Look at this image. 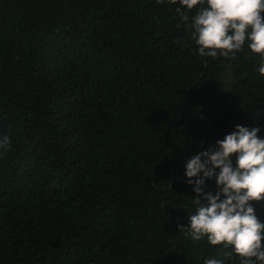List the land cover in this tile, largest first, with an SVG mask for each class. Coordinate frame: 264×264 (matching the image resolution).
<instances>
[{
    "label": "trees",
    "instance_id": "16d2710c",
    "mask_svg": "<svg viewBox=\"0 0 264 264\" xmlns=\"http://www.w3.org/2000/svg\"><path fill=\"white\" fill-rule=\"evenodd\" d=\"M177 7L0 0V264H240L178 231L185 163L237 125L264 139V59L199 56Z\"/></svg>",
    "mask_w": 264,
    "mask_h": 264
},
{
    "label": "clouds",
    "instance_id": "9594fccd",
    "mask_svg": "<svg viewBox=\"0 0 264 264\" xmlns=\"http://www.w3.org/2000/svg\"><path fill=\"white\" fill-rule=\"evenodd\" d=\"M164 0H157L163 3ZM185 22V31L198 46L201 57H235L247 43L248 50L264 59V0H167ZM200 5L189 18L188 11ZM264 76V64L258 68ZM259 127L237 125L216 146L193 155L185 163L187 183L195 205L187 229L178 226L193 241L204 238L211 246H223L240 258V264H264V222L255 215L253 201H264V139ZM11 140L0 137V150ZM235 155V162L232 157ZM215 179V195L206 191V181ZM204 264H224L209 258Z\"/></svg>",
    "mask_w": 264,
    "mask_h": 264
},
{
    "label": "rangeland",
    "instance_id": "374dc122",
    "mask_svg": "<svg viewBox=\"0 0 264 264\" xmlns=\"http://www.w3.org/2000/svg\"><path fill=\"white\" fill-rule=\"evenodd\" d=\"M229 78H227V77H225V78H223L222 79V81H221V89H226L227 88V86H228V84H229V80H228Z\"/></svg>",
    "mask_w": 264,
    "mask_h": 264
}]
</instances>
